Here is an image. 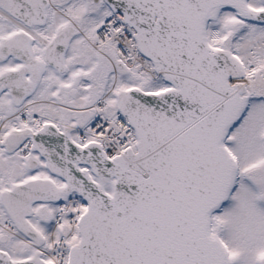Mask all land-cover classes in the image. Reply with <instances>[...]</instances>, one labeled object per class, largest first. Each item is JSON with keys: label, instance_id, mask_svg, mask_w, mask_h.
<instances>
[{"label": "snow or ice", "instance_id": "1", "mask_svg": "<svg viewBox=\"0 0 264 264\" xmlns=\"http://www.w3.org/2000/svg\"><path fill=\"white\" fill-rule=\"evenodd\" d=\"M0 264H264V0H0Z\"/></svg>", "mask_w": 264, "mask_h": 264}]
</instances>
